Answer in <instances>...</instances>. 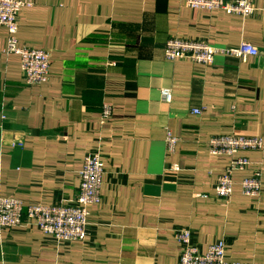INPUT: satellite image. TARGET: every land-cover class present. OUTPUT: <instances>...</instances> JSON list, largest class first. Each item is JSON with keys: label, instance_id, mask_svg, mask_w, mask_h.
Here are the masks:
<instances>
[{"label": "crops", "instance_id": "obj_1", "mask_svg": "<svg viewBox=\"0 0 264 264\" xmlns=\"http://www.w3.org/2000/svg\"><path fill=\"white\" fill-rule=\"evenodd\" d=\"M30 1L17 17L19 44L51 53L50 80L29 86L20 57L0 55V196L25 208L71 201L97 151L105 175L83 242L59 244L24 217L0 230V264H179L180 228L202 253L224 240L228 261L264 264V148L240 153L252 164L234 174L224 204L215 187L230 159L208 147L215 135L264 141V0L248 18L185 0ZM171 37L247 41L259 54H218L210 66L168 60ZM7 39L0 26L1 48ZM106 103L113 115L102 122ZM168 133L180 138L173 154ZM256 171L262 194L245 196L240 182Z\"/></svg>", "mask_w": 264, "mask_h": 264}, {"label": "built area", "instance_id": "obj_2", "mask_svg": "<svg viewBox=\"0 0 264 264\" xmlns=\"http://www.w3.org/2000/svg\"><path fill=\"white\" fill-rule=\"evenodd\" d=\"M191 9L209 11L221 9L228 13L248 18L256 11L253 0H185ZM32 5L30 0H0V26L8 30V39L0 55L16 54L21 59V70L29 86H40L50 80L51 53L47 50L21 46L18 39L17 17L22 8ZM168 60L191 59L196 63L210 66L218 54L246 59L258 56L259 50L247 41L234 47H218L198 40L171 37L164 48ZM163 98L169 102L172 97L170 89L162 90ZM113 106L103 104L101 120L107 122L112 118ZM180 138L168 133L167 148L170 154L176 150ZM210 153L227 156L230 159L225 171L216 182V198L226 204L232 198L236 181L234 174L248 169L252 162L240 155L243 151L262 150L264 141L259 136L232 134L215 135L209 138ZM175 170H180L174 165ZM105 164L99 151L87 154L80 171V191L77 197L68 202L54 205L36 204L25 208L22 200L0 196V230L20 227L26 223L35 224L45 235L57 243L83 242L89 234V206L99 204L102 200V185ZM243 194L248 197H260L263 190L261 171L241 180ZM176 239L181 247L179 264H245L226 259L227 246L224 240L209 245L205 253L200 252L194 242L190 228H180Z\"/></svg>", "mask_w": 264, "mask_h": 264}]
</instances>
